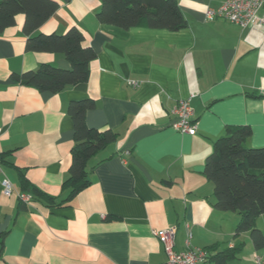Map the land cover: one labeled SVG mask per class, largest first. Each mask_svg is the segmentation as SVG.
Wrapping results in <instances>:
<instances>
[{
    "label": "crops",
    "instance_id": "1",
    "mask_svg": "<svg viewBox=\"0 0 264 264\" xmlns=\"http://www.w3.org/2000/svg\"><path fill=\"white\" fill-rule=\"evenodd\" d=\"M54 1L58 9L32 35L77 27L97 56L86 81L42 91L13 74L44 63L70 68V61L27 50L24 14L0 34V179L13 186L7 195L0 180V264H170L153 233L169 227L176 228L175 251L243 242L229 264L264 258L249 232L236 237L240 215L214 205V185L204 174L228 125H250L247 145L264 146V26L208 18L207 10L225 0H177L188 21L179 30L103 23L102 0ZM84 98L95 103L87 125L118 134L90 159L91 184L62 207L23 201L22 192L32 193L23 175L58 201L68 194L63 184L75 143L68 109ZM181 100L193 109V135L172 127Z\"/></svg>",
    "mask_w": 264,
    "mask_h": 264
},
{
    "label": "trees",
    "instance_id": "2",
    "mask_svg": "<svg viewBox=\"0 0 264 264\" xmlns=\"http://www.w3.org/2000/svg\"><path fill=\"white\" fill-rule=\"evenodd\" d=\"M57 9L58 3L54 0H0V34L15 24L18 14H24L27 50L63 53L71 63L70 68L44 63L36 70L13 74L20 83L42 91L59 92L67 86L86 81L90 76V63L97 56L92 47L84 45V34L77 27H71L62 34L32 35ZM97 17L103 23L122 28L148 26L179 30L188 25L177 0H102ZM94 105V100L90 98L74 100L69 105L68 113L74 121L75 143L70 175L63 184L68 194L58 201L31 186L23 175V188L25 191L30 188L32 200L39 198L50 207H62L91 184L90 159L118 137L111 129L99 130L87 125L86 113ZM252 133V127L248 124L228 125L225 133L213 143L212 152L205 162L204 174L214 185V205L221 211H234L240 215L236 237L249 232L254 247L264 249V231L257 226L259 217L264 214V146L247 145ZM0 159L2 161V154ZM244 245L242 242L220 250L216 247L206 248V260L215 264H229L240 257ZM3 247L4 235L0 238V252Z\"/></svg>",
    "mask_w": 264,
    "mask_h": 264
},
{
    "label": "built area",
    "instance_id": "3",
    "mask_svg": "<svg viewBox=\"0 0 264 264\" xmlns=\"http://www.w3.org/2000/svg\"><path fill=\"white\" fill-rule=\"evenodd\" d=\"M262 8H264V0H225L218 8H210L206 13L207 17L210 19L220 17L241 26L250 24L264 26V11L260 14ZM173 113L176 115L172 123L174 129L192 135L197 132V125L192 120L193 109L188 100L179 101L174 107ZM2 174L3 168L0 159V177ZM0 180L3 186V192L7 195L12 194L13 186L11 181L7 177ZM20 198L23 201L29 202L32 199V195L28 192H22ZM153 233L158 236L164 244L170 264H198L208 256V252L201 248L175 251V227L162 230L155 229ZM256 264H264V258L262 256H257Z\"/></svg>",
    "mask_w": 264,
    "mask_h": 264
},
{
    "label": "rangeland",
    "instance_id": "4",
    "mask_svg": "<svg viewBox=\"0 0 264 264\" xmlns=\"http://www.w3.org/2000/svg\"><path fill=\"white\" fill-rule=\"evenodd\" d=\"M257 226L264 231V214L261 215L257 221ZM245 257H243L244 259ZM256 258V257H255ZM253 256L250 258V261H253V264H255V259Z\"/></svg>",
    "mask_w": 264,
    "mask_h": 264
}]
</instances>
